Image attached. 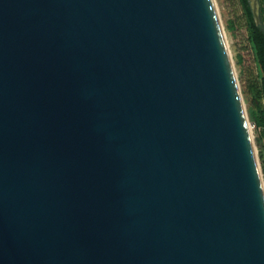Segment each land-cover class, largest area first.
Wrapping results in <instances>:
<instances>
[{"label":"water","instance_id":"obj_1","mask_svg":"<svg viewBox=\"0 0 264 264\" xmlns=\"http://www.w3.org/2000/svg\"><path fill=\"white\" fill-rule=\"evenodd\" d=\"M0 264H264L214 0H0Z\"/></svg>","mask_w":264,"mask_h":264},{"label":"rangeland","instance_id":"obj_2","mask_svg":"<svg viewBox=\"0 0 264 264\" xmlns=\"http://www.w3.org/2000/svg\"><path fill=\"white\" fill-rule=\"evenodd\" d=\"M233 61L244 106L248 113L255 105L253 89L259 86V67L250 41V26L241 0H214ZM264 110V98L260 100ZM251 134L264 182V126L249 118Z\"/></svg>","mask_w":264,"mask_h":264},{"label":"trees","instance_id":"obj_3","mask_svg":"<svg viewBox=\"0 0 264 264\" xmlns=\"http://www.w3.org/2000/svg\"><path fill=\"white\" fill-rule=\"evenodd\" d=\"M250 26V41L259 67V86L253 89L255 105L249 110V118L256 126H264V110L260 100L264 98V24L257 26L248 0H241Z\"/></svg>","mask_w":264,"mask_h":264},{"label":"flooded vegetation","instance_id":"obj_4","mask_svg":"<svg viewBox=\"0 0 264 264\" xmlns=\"http://www.w3.org/2000/svg\"><path fill=\"white\" fill-rule=\"evenodd\" d=\"M248 2L251 7V1L248 0ZM257 2H258V16L256 17L253 11H252V14H253L254 20L256 21L257 26H262L264 24V0H257Z\"/></svg>","mask_w":264,"mask_h":264},{"label":"bare ground","instance_id":"obj_5","mask_svg":"<svg viewBox=\"0 0 264 264\" xmlns=\"http://www.w3.org/2000/svg\"><path fill=\"white\" fill-rule=\"evenodd\" d=\"M225 33V32H224ZM250 130H251V128H250ZM263 185H264V182H263Z\"/></svg>","mask_w":264,"mask_h":264}]
</instances>
